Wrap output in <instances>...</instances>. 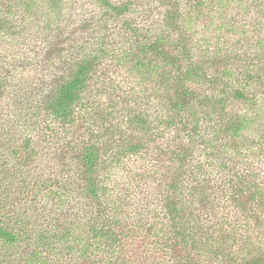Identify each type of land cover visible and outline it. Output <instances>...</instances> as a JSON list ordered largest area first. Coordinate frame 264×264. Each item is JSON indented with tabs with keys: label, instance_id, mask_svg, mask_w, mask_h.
I'll use <instances>...</instances> for the list:
<instances>
[{
	"label": "trees",
	"instance_id": "16d2710c",
	"mask_svg": "<svg viewBox=\"0 0 264 264\" xmlns=\"http://www.w3.org/2000/svg\"><path fill=\"white\" fill-rule=\"evenodd\" d=\"M92 1L95 18L73 16L62 0H0V38L32 19L42 39L61 29L76 44L58 50L63 77L39 99L53 120L40 123L50 125L41 139L51 147L57 138L58 173H23L43 154L36 127L0 138V264H142L121 247L128 237L160 253L154 264H264V137H252L251 116L236 111L255 92L246 80L264 72L229 66L260 46L257 30L238 23L244 38L234 43L226 25L213 37L202 31L203 17L228 20L232 5L264 0ZM129 157L147 158V175L160 171L150 175L157 210L142 208L133 232L123 220L138 174L129 187L114 181H125L118 166ZM71 197L95 205L83 237L76 213L56 212ZM44 199L56 203L52 215Z\"/></svg>",
	"mask_w": 264,
	"mask_h": 264
},
{
	"label": "rangeland",
	"instance_id": "374dc122",
	"mask_svg": "<svg viewBox=\"0 0 264 264\" xmlns=\"http://www.w3.org/2000/svg\"><path fill=\"white\" fill-rule=\"evenodd\" d=\"M62 2L73 8L72 14L75 17L93 13V17L95 18L99 13L98 7L92 0H62ZM262 7H264V5L260 6L259 3L254 4L252 1H247L246 5L243 3L240 5L234 4L231 8L227 9V14H229L228 20H226L224 14H216L210 17H203L202 23V31L211 32V37L217 32L214 30L216 27L226 25L225 32L223 33L231 43L244 38L242 28L237 29L238 23H242L241 27L244 29L257 30V33H255L256 35H253V37L258 39L260 46H256L252 51L250 50L246 53H241L240 51L239 55L236 54L229 63V66L233 65L240 70H248L253 77L259 76L260 74L258 73L261 72V70L264 72V31L261 29V24L264 25V8L261 9ZM66 13L69 15V11H66ZM75 17H72V22L79 21V19ZM61 21L62 20H54L53 22L58 26ZM19 24L20 27L17 30H15L14 25L9 29V31L15 32L14 34L6 33L5 36L0 38V88H2L0 96V138L1 136L10 138L15 135L16 131L17 133L23 132L25 128L27 131H32L34 134L36 132V127V139L40 142L39 148L43 154H40L42 157L37 160L36 164H31L29 168L23 170V173L28 174L29 178H31L30 174L33 175L32 178H36L37 175L40 176L41 172H43L45 177H49L55 170L57 174L58 169L62 168L61 164H54L55 160L52 158L54 152H59L60 150L58 149L56 137H51L53 142L51 147L47 144V141L44 142L41 139L44 133L50 129L53 120L42 115L43 113L39 110V99L41 98L40 96L46 94L63 77V69L61 67L58 50L63 49L68 52L70 51V44H76L75 41H69L70 44L65 42L64 35L58 32L61 31V29H57L58 31L51 33V39L55 42L53 43L49 40L50 38L42 39V27H40V22H34L31 19L27 23L19 22ZM41 24H43V22H41ZM63 27L65 28L64 24ZM251 32L247 33L252 34ZM198 38L201 39L200 36H198ZM231 49H233V52L238 51V48L234 46H231ZM258 63L262 64V66L259 67ZM246 81L249 84H254L253 88L257 95L253 91L247 102L240 103L239 106L237 105L238 108L236 106H234V108H237L236 111L241 114L245 113L249 117L251 116L252 131L250 135L255 138H263L264 77L262 80L254 78V83L250 80ZM255 102L256 104L253 105ZM43 121H49L51 123L46 128H41L40 123H43ZM55 128L57 129L56 126ZM0 145H2V143H0ZM3 148L6 147L4 146ZM65 161L67 164L71 162L68 158H66ZM44 168L46 171H44ZM118 168L119 174L126 177V179L125 181L120 178H118V180L114 179V181H117V187L124 184L129 187V184L126 183L127 179L138 174L136 178L137 182H133L131 186L134 199H130L131 204L127 200L130 207L128 211H126L125 216H127V218L123 220L124 228L133 232L137 230V227L133 223V219H135L139 213H143L142 208H147L150 212L157 210L159 195L154 192L157 181H155L156 178H151L150 175L154 174V172L158 174L160 171L149 168L148 171H150L151 174L147 175V158L138 160L134 157L124 159ZM101 176L102 179L105 180L109 175L107 171H103ZM143 176H148L149 180H141ZM213 182L215 184L217 183V176H215V174ZM149 193H151V195H148ZM144 197L146 205L142 207L139 202H144ZM41 202H43V199L40 200V203ZM44 204L47 205L45 212L52 215L56 210V203L47 199ZM93 206L95 205L92 203H84L83 200L81 202V199L78 200L71 197L69 202H67L66 205L63 204L56 212L58 215L66 211L67 213H76L78 217L75 220L81 221L78 222L80 223V227H77L78 229L75 234L83 237L85 233V222L92 218L88 209ZM131 212L135 214L130 215ZM30 218L33 221L35 220L33 216H30ZM201 218L203 217L201 216ZM140 239L134 241L131 237H128L125 241L126 244H122L121 247L137 262H141L142 264H154V262H157L161 257L160 253L150 246V244L145 245L146 243L140 242ZM154 239L155 238H148V241L151 240L152 242ZM22 249H24V245H20L15 251L20 253Z\"/></svg>",
	"mask_w": 264,
	"mask_h": 264
}]
</instances>
